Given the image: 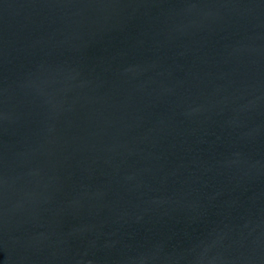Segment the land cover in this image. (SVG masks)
Masks as SVG:
<instances>
[{"label": "water", "instance_id": "water-1", "mask_svg": "<svg viewBox=\"0 0 264 264\" xmlns=\"http://www.w3.org/2000/svg\"><path fill=\"white\" fill-rule=\"evenodd\" d=\"M0 264H264V0H0Z\"/></svg>", "mask_w": 264, "mask_h": 264}]
</instances>
